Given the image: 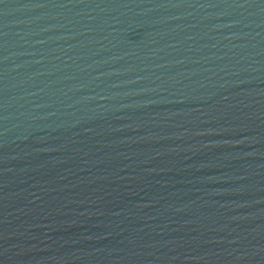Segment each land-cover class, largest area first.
Listing matches in <instances>:
<instances>
[{"label": "water", "instance_id": "water-1", "mask_svg": "<svg viewBox=\"0 0 264 264\" xmlns=\"http://www.w3.org/2000/svg\"><path fill=\"white\" fill-rule=\"evenodd\" d=\"M0 264H264V0H0Z\"/></svg>", "mask_w": 264, "mask_h": 264}]
</instances>
